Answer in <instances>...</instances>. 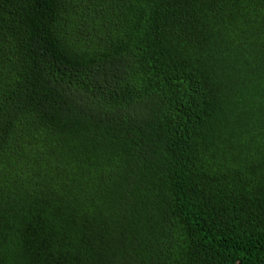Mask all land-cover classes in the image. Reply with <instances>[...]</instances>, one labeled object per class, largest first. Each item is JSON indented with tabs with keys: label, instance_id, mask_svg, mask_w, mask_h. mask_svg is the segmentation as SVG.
Masks as SVG:
<instances>
[{
	"label": "trees",
	"instance_id": "trees-1",
	"mask_svg": "<svg viewBox=\"0 0 264 264\" xmlns=\"http://www.w3.org/2000/svg\"><path fill=\"white\" fill-rule=\"evenodd\" d=\"M0 264H264V0H0Z\"/></svg>",
	"mask_w": 264,
	"mask_h": 264
}]
</instances>
